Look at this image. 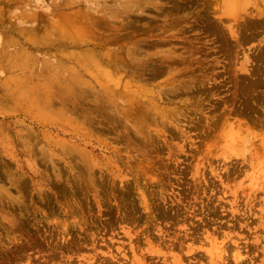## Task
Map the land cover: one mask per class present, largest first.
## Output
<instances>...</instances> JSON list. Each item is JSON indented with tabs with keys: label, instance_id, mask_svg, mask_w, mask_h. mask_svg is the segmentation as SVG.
<instances>
[{
	"label": "rangeland",
	"instance_id": "obj_1",
	"mask_svg": "<svg viewBox=\"0 0 264 264\" xmlns=\"http://www.w3.org/2000/svg\"><path fill=\"white\" fill-rule=\"evenodd\" d=\"M0 264H264V0H0Z\"/></svg>",
	"mask_w": 264,
	"mask_h": 264
}]
</instances>
